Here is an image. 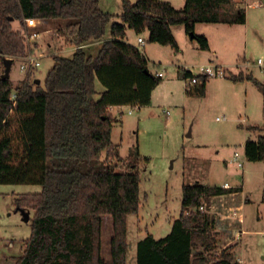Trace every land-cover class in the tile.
Instances as JSON below:
<instances>
[{"label": "trees", "instance_id": "obj_1", "mask_svg": "<svg viewBox=\"0 0 264 264\" xmlns=\"http://www.w3.org/2000/svg\"><path fill=\"white\" fill-rule=\"evenodd\" d=\"M231 1L185 0L176 9L164 0H121V13L114 15L100 8V0H0V185L41 188L15 199L18 210L34 214L30 236L22 241L14 264H108L101 250L104 217L111 222L110 264H128L127 218L141 205L140 176L132 164L123 172L115 170L112 162L119 157L111 140L115 121L109 108L148 105L161 77L149 70L143 49L125 42L126 31L137 36L148 32L146 43L177 52L172 27L183 26L207 50V39L193 34L196 24L245 23L243 11L226 10ZM25 19L64 20L62 32L75 49L70 57L52 55L54 64L42 86L28 71L14 87L12 100L13 84L2 77L4 60L9 57L13 63L26 54ZM97 41L92 55L91 43ZM182 73L183 78L191 75ZM226 78L252 82L264 96V84L251 74L229 73ZM207 80L186 93L204 96ZM247 130L264 132V126ZM244 157L264 161V134L246 139ZM240 190L183 184L180 212L169 233L139 240L134 264H240L236 244L221 241L216 216L199 211L214 197L217 203L235 204L232 193Z\"/></svg>", "mask_w": 264, "mask_h": 264}, {"label": "rangeland", "instance_id": "obj_2", "mask_svg": "<svg viewBox=\"0 0 264 264\" xmlns=\"http://www.w3.org/2000/svg\"><path fill=\"white\" fill-rule=\"evenodd\" d=\"M129 1L134 4L137 0ZM251 1L232 0L230 4L236 11L245 12V26L223 25L213 31L210 24L203 23L197 25L193 34L204 36L208 41V35L205 33L208 32L209 36H215L213 43H235L230 47V55L223 56L232 60L231 54L236 52L233 60H237L238 55L239 59L245 57L253 75L264 83V68L255 64L259 58L264 62V9H251L248 5ZM261 1L264 3V0ZM171 2L176 9L184 5V0ZM100 8L119 15L121 0H100ZM56 22L52 21L51 24ZM57 23L60 24L42 29L37 40V47L43 55L40 66L34 70L33 75L41 86L54 63L52 55L70 57L73 53L62 32L63 22ZM41 25L38 24V27L43 28ZM220 27H223L221 32L225 41H220ZM13 28L19 30L17 22L13 23ZM174 30L175 40L181 46L179 53L171 48H167V52H159L153 48L158 46L150 47V56L154 58L151 60L156 64H150L149 70L155 75L158 72L164 73L151 93L153 105L143 107L140 111L138 109L131 115L127 113L129 108H124L122 124L114 126L112 130L111 140L117 145L119 157L112 162L115 170L123 172L132 164L136 165L140 176L141 205L137 214L127 218V262L135 263L136 244L147 234L162 238L169 233L173 220L180 212L182 185L199 180V183L206 185H220L229 181L244 186L248 202H242L243 226L246 230H258V233L242 235L241 239L235 242L239 243L234 250L235 255L240 264H264V161L249 162L245 159L244 142L247 138L254 137L246 133L240 125L244 124L243 120L247 121L249 118L247 123L254 124L251 127L264 126L261 100L263 97L257 90H253L254 92L249 91L246 99L244 92L239 96L237 92H233L231 86H225L228 84H225L224 80L214 78L210 79L204 96H189L182 79L170 63L177 64L176 60L180 58V62L197 64L194 68L206 63L201 54L189 49L191 45L195 49L200 48L198 42L185 32L183 26H174ZM21 32L23 34L24 30ZM137 37L133 36L135 39ZM47 43L51 46L48 47ZM96 52V45L90 47V54L95 55ZM172 54L175 55L174 59L171 58ZM239 63L242 62L237 60V64ZM21 64L20 58L11 64L9 78L13 84L12 94L15 93L14 87L25 78V73L20 71ZM242 74L247 75L249 72L246 69ZM96 89L102 91V86L97 81ZM95 98L99 99V95ZM163 110L169 114H164ZM251 132L264 134L260 131ZM234 152L240 153L239 161L244 166L242 169L229 162L230 155ZM40 191L41 188L36 185H0V264H14L13 257L20 254L22 241L31 233V222L24 221L23 214L15 206V199L21 194ZM227 205L232 207V201ZM236 207L239 208L238 205ZM25 212L30 219L33 217L32 210ZM230 223L232 225L227 226L231 229L237 228L239 224L234 223V219H231ZM110 238L111 222L108 217H104L101 250L108 264L111 262ZM232 238H224L226 241L223 240V243L233 245L235 240ZM223 243L221 242V245Z\"/></svg>", "mask_w": 264, "mask_h": 264}, {"label": "crops", "instance_id": "obj_3", "mask_svg": "<svg viewBox=\"0 0 264 264\" xmlns=\"http://www.w3.org/2000/svg\"><path fill=\"white\" fill-rule=\"evenodd\" d=\"M167 2H169L170 4H172L173 2H171V0H166ZM184 3H185V0H184ZM254 3L255 4H258L259 6H255L254 5ZM248 5H249V7L251 8V9H257V10H263L264 9V3L261 1V0H252L250 3H248ZM173 7H176V6H173ZM226 10L227 11H234L235 9L233 8V6H231V5H228L227 7H226ZM245 13V12H244ZM38 22H40L42 25L41 26H43V28L42 29H44L45 27L48 29V27H51V28H53V26L55 25V24H57V25H59L60 23H57L58 21L57 20H51V21H39V20H37ZM52 21H57L56 23H53V24H51L52 23ZM62 22H63V25H64V20H61ZM61 21H59V22H61ZM246 22H247V17H246V14H245V23H243V24H225V23H216V24H210V26H212V27H210V28H212L213 29V31H215V30H217L219 27L218 26H236V25H239V26H241V25H246ZM199 24H203V23H198V24H196L195 25V28H197V25H199ZM208 24V23H207ZM57 29L58 28H61V27H56ZM221 29H219L220 30V36H221V38H220V41H225L226 39H225V37L223 36V34H222V32H223V27H220ZM48 31V30H47ZM174 27H172V33H173V35H174V37L176 38V36H175V33H174ZM222 31V32H221ZM207 35H208V41H209V43H208V45H209V48L207 49V50H200V49H195L194 47H192V45L189 47V49L191 50V51H194V52H198L197 54H201L200 56L204 59V63H211V62H213V63H215V64H218V65H221V66H223L224 68H226V70L228 71V73H231V74H238L239 72H244V70H246L247 69V72H249V74H251L252 75V77L253 78H255V79H257L258 81H260L258 78H256L254 75H253V72L250 70V68L251 67H246V68H244V66H245V64L247 63L246 62V60H245V57H242L241 59H239V55H238V62H242L241 64L239 63V64H237V60H233L234 58H233V55H236V52L234 53H232L231 54V57H232V60H230V59H228V58H226L225 56H223V55H225V54H228V55H230V53L232 52V50H230V47L233 45V44H235V43H213L214 42V39H215V36H209V33L208 32H205ZM133 34V35H132ZM133 36L134 37H136L137 35L132 31V30H130V29H128L127 31H126V40H125V42L126 43H128V44H130V45H132V46H134V47H137L138 46V44H137V38L135 39V38H133ZM141 36H142V38L146 41V39H147V36H148V32H144L143 34H141ZM214 37V38H213ZM132 38V40H130ZM192 38V37H191ZM100 43V41H97V42H94V43H91V45H98ZM178 44V48H179V50L181 49V46H180V44L179 43H177ZM158 46V47H153V46ZM47 46L48 47H50L51 45L49 44V43H47ZM71 46V45H70ZM150 47H153L154 48V50L155 51H159V52H167L166 50H167V48L169 49V50H171L169 47H165V46H161V45H159V44H156V43H145V45H144V48H143V51H144V54L146 55V57H147V59H148V61H149V65L150 64H153V65H155L156 64V62H154V61H152L151 59H154V58H152L151 56H150ZM71 48L73 49V51H74V47H72L71 46ZM187 48H188V43H187ZM51 49V48H50ZM153 50V49H152ZM51 51V50H50ZM199 51L200 52H202V53H199ZM177 53H179V51H177ZM56 55V54H55ZM170 56V55H169ZM174 56L175 55H171V58L172 59H174ZM181 59V58H180ZM180 59H177L176 61V63L177 64H175L173 61V63H170L172 66H173V68H175V70H176V72L178 73V76L182 79V83H183V86H184V89H185V85H184V79L185 78H183V73H182V71L185 69H191V70H193L194 69V67L197 65V64H188V62L187 61H184V62H180ZM54 64V63H53ZM52 64V65H53ZM159 64H160V62H159ZM234 68V69H233ZM163 76H164V73H163V75H162V77L161 78H163ZM211 79H213V78H211ZM214 79H221V80H224V82H225V84H228V85H225V86H231V88H232V90H233V92L235 93V92H237L238 94H239V96H240V94L242 93V92H244L243 94H244V97L246 98V99H248V93H249V91H251V92H254L253 90H257L258 92H259V90L255 87V85L252 83V82H249V81H247V80H244V81H242V82H238V83H234V82H232L229 78H214ZM227 82V83H226ZM260 82H262V81H260ZM209 83H210V79H208L207 81H206V84H205V90H204V95H205V93H206V90L208 89V85H209ZM263 83V82H262ZM230 84V85H229ZM264 84V83H263ZM253 88V89H252ZM186 90V89H185ZM187 92V91H186ZM260 93V92H259ZM253 94V93H252ZM261 94V93H260ZM254 95V94H253ZM262 95V94H261ZM262 103H263V109H264V96L262 95ZM247 101V100H246ZM149 105H153L152 104V102H151V100H150V103L148 104V105H146V106H142V107H139V111L141 110V108H143V107H147V106H149ZM127 106H125V107H110L109 108V111H110V113L112 114V116L114 117V123H113V127H112V130H113V128H114V126H116V125H119V124H122V116H123V114H124V112H123V110H124V108H126ZM163 112V111H162ZM164 114H169L168 113V111H166ZM248 120H249V118H247ZM247 120V121H248ZM244 121V124H240L241 125V127L242 128H244V130L246 131V133H248V134H250L251 136H253L254 137V139L256 138V137H258L259 135H261V134H257V133H255V132H251V131H248L247 130V128L248 127H251V126H254V124H248L247 123V121H245V120H243ZM264 125V124H263ZM256 126H261V125H256ZM247 134V135H248ZM249 137V136H248ZM111 139H112V132H111ZM246 141V140H245ZM245 143V142H244ZM243 149H244V147H243ZM244 152V151H243ZM240 154V153H239ZM233 154H231L230 155V158H231V156H232ZM229 158V159H230ZM225 162H227V161H225ZM244 167V166H243ZM196 182H199V180H197ZM224 183H229V185L231 186V188H240L241 190H240V192H237V193H232V195H235L236 197H237V202L235 203V204H233V206H239V215H238V217L237 218H235L234 219V223L236 222V223H239L238 225H237V228H234V229H231V228H229L227 225L229 224V226H230V222H231V219H233V218H230V216L229 217H227V218H223L222 216H220V215H215L216 216V220H215V229H216V231L217 232H219L220 233V237H221V241L223 242V240L224 241H226V239H224V238H228V236H226L227 234H229V236L230 235H233V233H234V231H236L235 229H237V230H239L240 232H241V236H240V238H239V240L241 239V237H242V235H247V234H255V233H258V230H246V228L243 226V216H244V213H243V210H242V206L244 205V204H246L247 202H248V199H247V197H246V194L244 193V186L242 185V184H237V183H235V182H229V181H225ZM223 183V184H224ZM223 184H220V186H222ZM242 198V200H241V198ZM245 197V198H244ZM217 197H214L213 198V201L211 202V205L213 206V202H214V200L216 199ZM240 198V199H239ZM212 200V199H211ZM223 200H221V202H222ZM263 201H264V198H263ZM218 202V201H217ZM216 201H215V203L216 204H220V203H217ZM242 202H244V204H242ZM242 204V205H241ZM214 206H216L215 204H214ZM227 206H229V205H227ZM219 207V206H218ZM243 208H244V206H243ZM230 218V219H229ZM232 225V224H231ZM226 236V237H225ZM231 238H232V236H230ZM238 240V241H239ZM233 244H236V246H235V248H237L238 246H239V243L237 242V243H233ZM235 248H234V250H235ZM240 261V260H239Z\"/></svg>", "mask_w": 264, "mask_h": 264}, {"label": "built area", "instance_id": "obj_4", "mask_svg": "<svg viewBox=\"0 0 264 264\" xmlns=\"http://www.w3.org/2000/svg\"><path fill=\"white\" fill-rule=\"evenodd\" d=\"M254 5L259 6L258 4L255 3ZM24 22L26 28L24 29V33L22 34V36L24 39L26 54L24 55V57L20 58L22 61V64L20 65V71L26 74L28 71L34 72V70H36L40 66V59L42 58L43 53L37 47L38 45L37 40L40 37L42 30L40 26L38 27V24L40 25L41 23L35 19H25ZM137 44H138L137 48H139L140 50L144 48L145 40L142 38V36L137 37ZM255 64L260 68H264V62L260 58L256 60ZM246 67H250V65L246 63L245 68ZM185 71L191 73L190 77L184 79V85L186 90L194 86L201 85L203 83V78L206 79L225 78L229 74L226 68H224L221 65L215 64L213 62L201 64L196 68H194L193 70L186 69ZM156 75L158 77H162L163 73L158 72L156 73ZM15 96L16 93L11 94L10 98L14 100ZM128 108L129 110L127 113L131 115L139 109V106L138 105L128 106ZM165 112L166 111L163 110V113ZM239 155L240 154L238 152H234L229 162L230 164L237 165L239 169H242L243 164L242 162L239 161ZM222 187L231 188L229 183H224ZM199 211L207 212L211 215H220L223 218H227L230 216V218L235 219L238 217L240 210L236 206H232V207L227 206V204L221 202L219 207L214 205L208 206L207 204L203 203L199 207ZM188 213L189 212L187 211V214ZM240 236H241V232L239 230H236L232 235L233 237L232 240L233 241L235 240L234 242H236L237 240H239Z\"/></svg>", "mask_w": 264, "mask_h": 264}, {"label": "water", "instance_id": "obj_5", "mask_svg": "<svg viewBox=\"0 0 264 264\" xmlns=\"http://www.w3.org/2000/svg\"><path fill=\"white\" fill-rule=\"evenodd\" d=\"M191 37L193 38L192 35H191ZM11 63H12V59H11V58H6V59L4 60V67H5V69H4V73H3V75H2V77H3L4 79L9 78V72H10V69H11ZM35 83H36V84H39L40 82H39L38 80H35ZM20 211H21V213H22L23 216H24V221H25V222H28V221H29V216L27 215V213H26L23 209H21Z\"/></svg>", "mask_w": 264, "mask_h": 264}]
</instances>
